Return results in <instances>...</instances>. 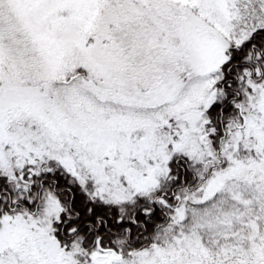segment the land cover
Wrapping results in <instances>:
<instances>
[{
	"label": "snow or ice",
	"instance_id": "snow-or-ice-1",
	"mask_svg": "<svg viewBox=\"0 0 264 264\" xmlns=\"http://www.w3.org/2000/svg\"><path fill=\"white\" fill-rule=\"evenodd\" d=\"M0 264H264V0H0Z\"/></svg>",
	"mask_w": 264,
	"mask_h": 264
}]
</instances>
